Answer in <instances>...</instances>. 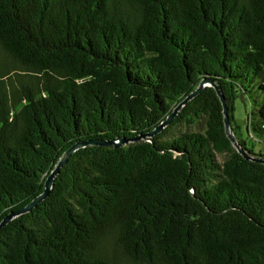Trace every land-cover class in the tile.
I'll list each match as a JSON object with an SVG mask.
<instances>
[{
    "label": "trees",
    "instance_id": "1",
    "mask_svg": "<svg viewBox=\"0 0 264 264\" xmlns=\"http://www.w3.org/2000/svg\"><path fill=\"white\" fill-rule=\"evenodd\" d=\"M213 80L264 141V0H0V222L81 140L132 139ZM264 264V164L214 88L149 142L87 146L0 229V264Z\"/></svg>",
    "mask_w": 264,
    "mask_h": 264
},
{
    "label": "water",
    "instance_id": "2",
    "mask_svg": "<svg viewBox=\"0 0 264 264\" xmlns=\"http://www.w3.org/2000/svg\"><path fill=\"white\" fill-rule=\"evenodd\" d=\"M206 87H212L215 89L217 96L219 97L221 104L223 106V121L225 126V133L227 138L232 143L233 147L236 149V151L242 155L246 160H251L254 162L262 163L264 164V158L254 157L248 154L238 143L233 131L232 126L230 122L229 117V110L226 104L225 96L218 87V85L210 79H202L198 85V87L193 91L191 94H189L187 97H185L180 103H178L173 111L166 117L165 120H163L158 126H156L153 130L149 131L148 133L144 135H139L137 137H134L132 139L127 138H116V139H109V140H99V139H90V140H81L76 142L74 145L69 147L60 157L58 163L56 164L55 168L52 170V172L47 176L45 183H44V190L43 192L35 197L30 203H28L25 207L18 209L16 211L10 212L1 222H0V229L3 228L5 225L10 223L13 219L31 212L34 208L37 207L39 203L44 201L50 194L53 186L54 181L57 175L60 173V169L64 164H66L69 160V158L74 154L76 151L85 148L87 146H103V147H110L113 146L114 148H120L122 146L127 145L130 142H139L140 140H145L147 142L150 141V139L157 134L161 133L162 130L168 126L171 121L178 115L179 111L195 96H197L199 93L203 91Z\"/></svg>",
    "mask_w": 264,
    "mask_h": 264
},
{
    "label": "rangeland",
    "instance_id": "3",
    "mask_svg": "<svg viewBox=\"0 0 264 264\" xmlns=\"http://www.w3.org/2000/svg\"><path fill=\"white\" fill-rule=\"evenodd\" d=\"M249 107L246 109L242 101L236 103L235 109V122L238 127L237 134L241 139L247 142V147L256 154L264 155V141H257L247 132V112ZM233 131V130H232ZM108 246L111 247V255L115 258L117 264H133L128 261L119 250H113L111 242H107Z\"/></svg>",
    "mask_w": 264,
    "mask_h": 264
}]
</instances>
